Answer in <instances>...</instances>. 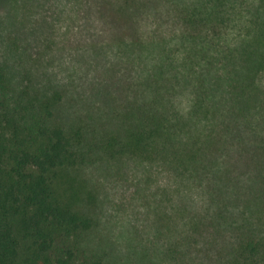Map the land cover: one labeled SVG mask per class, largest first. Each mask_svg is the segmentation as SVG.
<instances>
[{"label":"trees","instance_id":"trees-1","mask_svg":"<svg viewBox=\"0 0 264 264\" xmlns=\"http://www.w3.org/2000/svg\"><path fill=\"white\" fill-rule=\"evenodd\" d=\"M224 1L182 10L170 39L150 37L124 145L201 190L210 214L195 226L225 239L226 264H264V0H236L242 14L229 16ZM29 90L0 65V264H106L80 239L92 220L57 192L83 158L81 127L53 123L61 91Z\"/></svg>","mask_w":264,"mask_h":264},{"label":"rangeland","instance_id":"rangeland-1","mask_svg":"<svg viewBox=\"0 0 264 264\" xmlns=\"http://www.w3.org/2000/svg\"><path fill=\"white\" fill-rule=\"evenodd\" d=\"M213 1L0 0V65L13 87L31 97L61 91L53 123L81 127L83 158L60 175L57 192L92 220L80 239L106 264H226L225 239L195 226L196 215L210 214L201 190L180 183L160 155L124 145L150 37L172 38L182 10ZM227 1L226 16L242 14Z\"/></svg>","mask_w":264,"mask_h":264}]
</instances>
